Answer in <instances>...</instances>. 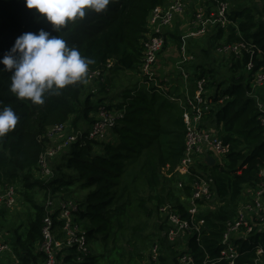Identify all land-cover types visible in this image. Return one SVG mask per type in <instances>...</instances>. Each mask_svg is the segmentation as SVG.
I'll list each match as a JSON object with an SVG mask.
<instances>
[{
	"label": "trees",
	"instance_id": "trees-1",
	"mask_svg": "<svg viewBox=\"0 0 264 264\" xmlns=\"http://www.w3.org/2000/svg\"><path fill=\"white\" fill-rule=\"evenodd\" d=\"M166 2L114 0L106 12H90L83 21L56 33L38 20L35 10L26 8L24 0H0V59L10 52L18 37L44 29L61 35L70 47H77L83 56L95 61L89 77L96 72L104 77L103 81L70 86L36 106L18 100L9 90L11 73L0 71V108L11 107L19 116L16 129L0 140V190L20 189L25 204L33 211L26 225L7 230L12 248L7 253L12 258L9 264L46 262L42 250L44 221L50 217L56 229L64 225L58 221V214L47 212L46 203L62 195L71 199L74 195L68 193L72 188L80 194L78 200L72 199L77 209L76 235L86 238L89 253L81 256L76 246L67 248L58 255L61 264H178L182 250L166 238V223L160 215L166 205L185 213L176 190L180 180L175 174L171 176L186 149V127L178 104L155 89L128 91L125 103L111 107L122 110L123 118L117 121L114 141L102 146L100 154L94 152L96 146L91 142L75 144L64 155L65 164L51 163L50 177L42 176L39 169L40 158L52 143L47 136L51 129L66 124L68 132H78L92 123L101 105H95V94L108 96L114 67L138 76L148 18ZM221 3L230 6L231 25L227 29L214 27L203 37L191 38L187 49L192 60L183 65L197 79H206L212 107L203 123L221 130L224 143L230 147L221 163L196 170L212 179V192L224 204L202 217L201 242L195 237L188 242L198 264L206 255L212 260L220 257L227 223L233 221L245 192L257 191L264 170V127L258 121L257 106V97L264 102V88L253 87L256 74L264 72V0H205L202 7L214 10ZM237 44L248 49L239 56L219 55L218 49ZM211 54L221 58L218 68L215 62L209 63ZM110 62L113 68L108 70ZM249 64L253 68L247 71ZM223 67L227 70L221 80L219 68ZM177 88L171 94H181ZM41 193L44 205L35 200ZM186 193L190 194L189 189ZM5 211L0 208V224L6 221ZM257 246L264 249V232L242 242L243 257L238 264L254 259ZM155 247L158 261L152 258Z\"/></svg>",
	"mask_w": 264,
	"mask_h": 264
},
{
	"label": "built area",
	"instance_id": "built-area-1",
	"mask_svg": "<svg viewBox=\"0 0 264 264\" xmlns=\"http://www.w3.org/2000/svg\"><path fill=\"white\" fill-rule=\"evenodd\" d=\"M189 1L167 0L165 5L157 7L151 12L138 70L139 91L155 89L156 92L166 96L170 102L178 104L183 113V121L186 127V149L184 157L176 169V173L182 177L176 183V190L179 201L185 208V213L172 205H166L160 210V215L166 223V238L171 244L179 246L182 250L178 257V264H198L188 247V242L192 237H195L198 243L201 242L202 228L205 224L202 217L208 210L224 206L212 192L214 185L212 179L203 171L197 172V167L208 166L206 162L208 157H212L215 160V165H217L230 151L229 145H226L222 139V131L207 128L203 123L204 117L211 110L212 103L206 92V79H197L198 77L193 72L183 67L185 63L192 60V56L188 55L176 65H169L171 71L169 77H165L158 69L160 56L166 48L167 32L174 25L177 17L188 14ZM200 6L201 8L192 16L190 30L192 37L188 36V38L203 37L211 28L227 29L231 25V21L228 19L230 9L228 3H221L214 10ZM186 46L187 43L180 47L182 53L186 52ZM243 49L247 50L248 48L244 44L226 45L218 49V53L221 56L232 54L239 56ZM111 68H113V62L108 64V70ZM252 68L253 65L249 64L247 71ZM101 76L100 72H96L90 75L89 80L103 81L104 77L101 78ZM165 80L168 82H166L167 84H164ZM177 80L183 83H191L194 93L192 95L188 93L171 94L176 87H182L176 84ZM253 85L254 89L264 88V72L256 74ZM257 106L259 109L258 121L264 127V102L259 97H257ZM93 118L94 120L86 129L78 132L72 129L68 132L69 127L66 124L59 125L49 131L47 136L51 142L63 141L58 148H48L46 153L41 156L39 169L42 176L47 178L52 175L50 160L57 157V153L61 151L59 147H70L75 144L86 145L87 142H91L95 144V149L102 151V146L114 141L113 133L118 119L123 118V111L103 106L98 109ZM260 176L261 182L257 186V191L247 190L245 192L244 200L240 204L233 221L227 223L226 233L221 242L223 249L220 257L212 260L206 255L202 264H238V260L243 257L240 253L242 242L248 241L257 232H264V170ZM187 189H189L190 194L186 193ZM5 190L8 192L6 195L0 193V208L13 207L15 188ZM64 197L62 195L55 199L50 198L46 203L47 212L50 215L58 214V221L64 225L56 229L50 217L45 219L42 247L46 254L44 264L63 263V260L58 258L59 253L74 246L78 248L81 256L89 253V244L86 238L76 235L77 224L73 221L72 214L77 209L72 199H65ZM64 235L66 237L65 242L61 241ZM255 250L256 257L247 264H264L263 247L257 246ZM11 252L10 244L4 240L0 232V256ZM152 258L153 261H158V247L152 250Z\"/></svg>",
	"mask_w": 264,
	"mask_h": 264
},
{
	"label": "clouds",
	"instance_id": "clouds-1",
	"mask_svg": "<svg viewBox=\"0 0 264 264\" xmlns=\"http://www.w3.org/2000/svg\"><path fill=\"white\" fill-rule=\"evenodd\" d=\"M114 0H24L40 22L61 33L68 25L83 21L92 12H106ZM40 29L18 37L8 54L0 59V71L11 73L10 92L21 101L42 106L50 96H59L70 86L87 84L95 61L70 47L61 35ZM19 116L11 107L0 108V140L12 133Z\"/></svg>",
	"mask_w": 264,
	"mask_h": 264
},
{
	"label": "rangeland",
	"instance_id": "rangeland-1",
	"mask_svg": "<svg viewBox=\"0 0 264 264\" xmlns=\"http://www.w3.org/2000/svg\"><path fill=\"white\" fill-rule=\"evenodd\" d=\"M190 3H191V9H190V14H189L190 23L188 24V28H187L188 31L186 32V29L183 27V23L182 22H177L175 24L174 33H176L177 34L176 36L179 37V38L176 39L173 36V39L175 40V43H176L177 46L175 44L171 45L170 48H169V51H168L169 54H172V52L175 51L176 49L179 50V47L182 46L183 44H186V43L188 44V42L191 39V38H188L187 36H191L192 35V33L190 31L191 30L192 16H193V14L195 12H197L201 8L200 5H202L203 2L200 1V0H196L193 3V0H191ZM195 37H197V36H195ZM187 48H188V45L186 46V49ZM175 54L178 55L177 52H175ZM220 60H221V58L218 55L215 56V55L211 54V59L209 60V63H214L215 62L214 63V67L218 68V66L220 64ZM226 70H227V68H225V67L219 68V77H218V79L223 80ZM177 74H179V72H177ZM89 79H90V77H89ZM110 79H111V84L109 86V93L107 94L108 96H101L98 93H96L95 94L96 97L94 99L95 105L99 106L101 104L100 107H103V106L112 107V106H115V105L118 106L120 104L125 103L124 97H125V95H127L128 91L135 92V91L139 90L140 80H139V77L136 74L129 73V72H123L121 70H117L114 67V69H113V71H112V73L110 75ZM93 81H94V79H93ZM253 87H254V85H253ZM99 91H100V89H99ZM140 92H142V91H140ZM212 93H213V90L210 91V95H212ZM262 94L264 95V93H262ZM97 102H99V103H97ZM132 119H137V116H133ZM86 128H87V126L84 129H86ZM62 141H59V142L58 141H53L50 144L49 148H58V146H60L62 144ZM115 142H116V137H115ZM59 149L61 151H59L57 153V157L50 161L51 170H52L51 163H56L57 162L56 164H59V165L65 164V162L63 161V157L68 152L67 150L69 149V146L68 147H59ZM94 152L100 154L101 150L100 149H95ZM218 162H220L219 159H218ZM176 169H177V167H175V169H174L173 173L171 174V176L173 174H175L176 178L178 180H181L182 177L179 176L176 173ZM64 173L70 174V175H73V176H77V174L75 172L72 173V172H69L67 170H64ZM164 173H167V171H164ZM0 193L3 194V195H6L8 192L5 189H1ZM22 193L23 192H21L20 189L19 190L16 189L14 191V195H13L14 205H13V207L5 208L6 209V211H5L6 212V221L1 222V224H0V232L2 233L4 240L7 241V242H9V239H10V236L7 235V230L8 229L14 230L15 228H18L22 224L26 225L27 224V219L33 213L31 208L27 204H25L24 198H23V196H21ZM68 194L69 195H71V194L74 195V196H71L72 197L71 199L75 198V199L78 200L77 196L80 197V194H77V191H76L75 188L70 189ZM43 196H44V193H41L40 195H36L35 196V200L39 204H42V205H44ZM67 197L68 196H65L64 198L68 199ZM72 218H73V221L75 222L76 221V217L74 216V214H72ZM21 232H22V230H21ZM65 240H66V237L64 235L62 237L61 241L65 242ZM64 256H65V254H63V257ZM11 259L12 258L10 256H8L7 254H4V256L3 255L0 256V264H9L12 261Z\"/></svg>",
	"mask_w": 264,
	"mask_h": 264
},
{
	"label": "crops",
	"instance_id": "crops-1",
	"mask_svg": "<svg viewBox=\"0 0 264 264\" xmlns=\"http://www.w3.org/2000/svg\"><path fill=\"white\" fill-rule=\"evenodd\" d=\"M190 1H189L188 14L177 17L173 27H171L169 29V31L167 32V35H166V48H165V51L161 54L159 62H158V69L165 75V77H169L171 75L169 65H171V66L176 65L177 63H179L180 60L185 59V57H187L189 55L188 49H186L185 53L181 52V50H180L181 46L179 47V50L176 49L175 51L172 52V54H169L168 51H169V48L171 45H174V44L176 45L175 40L173 39V36L177 35L176 33H174L175 24L177 22H182L183 27L186 29V32L188 31L187 28H188V24L190 23L189 14H190V9H191ZM195 1L196 0H193V3ZM175 52H177L178 55H176ZM176 84L179 86H182V87L176 89V91H179L181 94L188 93V94L192 95L194 93L193 86L191 85V83H183V82L177 80Z\"/></svg>",
	"mask_w": 264,
	"mask_h": 264
},
{
	"label": "water",
	"instance_id": "water-1",
	"mask_svg": "<svg viewBox=\"0 0 264 264\" xmlns=\"http://www.w3.org/2000/svg\"><path fill=\"white\" fill-rule=\"evenodd\" d=\"M206 162L210 167L215 166V160L212 157H208Z\"/></svg>",
	"mask_w": 264,
	"mask_h": 264
}]
</instances>
